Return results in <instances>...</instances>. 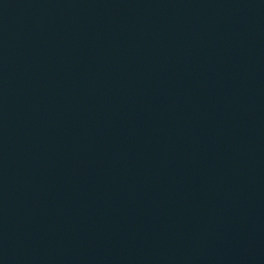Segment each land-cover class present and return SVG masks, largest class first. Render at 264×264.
Here are the masks:
<instances>
[{"label": "water", "instance_id": "1", "mask_svg": "<svg viewBox=\"0 0 264 264\" xmlns=\"http://www.w3.org/2000/svg\"><path fill=\"white\" fill-rule=\"evenodd\" d=\"M0 264H264V0H0Z\"/></svg>", "mask_w": 264, "mask_h": 264}]
</instances>
